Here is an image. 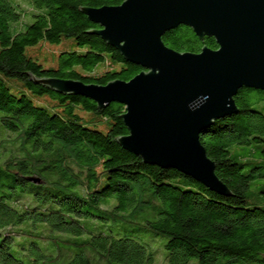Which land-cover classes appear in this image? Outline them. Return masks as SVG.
<instances>
[{"label": "trees", "instance_id": "16d2710c", "mask_svg": "<svg viewBox=\"0 0 264 264\" xmlns=\"http://www.w3.org/2000/svg\"><path fill=\"white\" fill-rule=\"evenodd\" d=\"M123 1L29 0L32 13L23 14L0 0V264H54L63 249L77 251L68 264H154L153 252L126 229L128 216L141 217L144 228L167 239L165 264H264V207L248 206L246 198L250 181L264 175L253 170L263 167L246 172L247 162L228 150L260 140L255 134L264 133V114L254 105L264 104V90L239 89L238 111L200 135L216 175L233 193L224 196L122 148L116 137L128 133L119 116L123 104L98 108L89 98L60 94L21 73L94 84L132 78L142 68L99 35L84 33L99 25L78 10ZM26 16L32 21L22 20ZM18 23L23 30H16ZM65 37L77 49L61 51L47 66L26 53L40 41ZM162 40L179 52L218 47L213 37L201 40L185 25ZM102 123L105 129L98 127ZM85 219L98 220L101 230ZM34 241L41 245L30 250ZM49 245L58 246L56 254Z\"/></svg>", "mask_w": 264, "mask_h": 264}, {"label": "water", "instance_id": "95a60500", "mask_svg": "<svg viewBox=\"0 0 264 264\" xmlns=\"http://www.w3.org/2000/svg\"><path fill=\"white\" fill-rule=\"evenodd\" d=\"M95 33L142 70L106 84L35 77L60 94L84 96L103 108L123 104L128 133L116 140L145 163L174 168L210 190L232 196L215 173L200 135L214 120L238 111L242 87L264 90V0H124L118 6L80 7ZM185 25L217 48L179 52L165 32Z\"/></svg>", "mask_w": 264, "mask_h": 264}, {"label": "rangeland", "instance_id": "374dc122", "mask_svg": "<svg viewBox=\"0 0 264 264\" xmlns=\"http://www.w3.org/2000/svg\"><path fill=\"white\" fill-rule=\"evenodd\" d=\"M10 1L14 6L17 7L19 12H22L23 14L24 11H26L28 14L32 13L30 10L31 5L29 0H10ZM32 19L33 17L30 16L22 17V20H25L26 23L31 22ZM15 26L17 27L16 28L17 31L23 30L22 23L15 24ZM75 49H77V47L74 45L72 38L65 37L59 43H49L46 41H40L35 45L28 46L26 48V53L29 56H32L34 59H36L39 63H42L43 65L47 66L51 62V59L55 58L56 55L59 54L61 51L75 50ZM32 99L34 100L35 104L39 105L38 104L39 101L35 97H32ZM263 105H264L263 102H260L258 104H255L254 107L262 111V113L264 114ZM98 127L100 129H105V124L103 123L99 124ZM253 135L254 134H252L250 137H252ZM255 135H258V137H260V140L252 139L250 143H246V144L233 143L228 146L230 156L233 159H235L238 162H247V166L244 169V171L246 172L253 170L254 167H261V166L263 168H256L253 170V172L264 171V133L257 132ZM263 191H264V175L254 177L250 181L246 193L248 206L264 207ZM152 217H153L152 214L148 216V218L150 219H152ZM83 222L87 226H92L93 228H95L96 231L101 230L102 228L101 226L102 224L95 219H85ZM125 224L128 225L126 229L133 231L135 233L133 235L137 236L147 246V248L153 252L154 264H165V254H166L165 243L167 239L161 235H155L151 230L144 228L142 226L141 217L128 216V222H126ZM107 228L108 227H106V229ZM34 242L35 243L32 247H30V250L31 249L35 250L34 246L41 245L40 241H34ZM48 249L53 254H56L58 250V246L49 245ZM75 253H77L76 250L63 249L62 256L54 264H68V262L71 261V259L74 257ZM91 254L89 256L92 259V263H94L95 258L93 256V253ZM15 255L17 257H20V254L18 255L17 252H15ZM24 261L26 263H29L28 259H24ZM190 264H197V260L192 259L190 261Z\"/></svg>", "mask_w": 264, "mask_h": 264}]
</instances>
